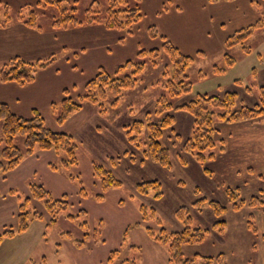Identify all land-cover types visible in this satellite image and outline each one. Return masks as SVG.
Here are the masks:
<instances>
[{
    "label": "rangeland",
    "instance_id": "1",
    "mask_svg": "<svg viewBox=\"0 0 264 264\" xmlns=\"http://www.w3.org/2000/svg\"><path fill=\"white\" fill-rule=\"evenodd\" d=\"M128 1L130 5L136 4L135 0ZM98 2L103 8L105 0H62L46 8H38L35 0H1L0 15L8 13L11 17L7 25L23 22L19 15L28 16L36 10L38 26L35 29L51 32L60 43L51 45L44 52L46 56L40 57L55 55L56 60L38 71L29 86L0 83V99L20 98L22 110L14 111L25 117L33 116L30 110L33 104L42 108L37 110L49 128L65 131L75 138L79 165L62 166L54 150H38L16 169L0 176V233L6 226L16 224L20 201L17 196L21 201L27 197L31 181L44 184L54 197L67 194L73 204L60 216L57 225L47 228V221L35 220L27 231L5 239L3 243H7L0 245V264H9L15 254L20 256L29 251L31 254L25 264H110L109 256L115 250L120 251V255L112 264L125 260L136 264H177L170 261L168 247L151 236L147 228H152L155 234L163 227L168 231L183 229L184 224L176 216L181 206L190 209L191 226L210 228L203 242L182 247L185 257L199 254L216 258L211 264H222L220 258L224 264H264V210L254 211L261 232L257 240L246 225L251 208L228 211L225 214L227 229L220 234L211 228L217 220L212 209L205 206L199 210L193 205L202 197L228 204V187H239L241 197L246 200L253 195L264 198V121L227 122L215 118L217 139L225 140L226 150L205 166L196 161L192 152L183 149L194 127V118L186 111L175 112L173 128L181 137L166 131L162 138L171 152V167L154 163L145 155L143 146L131 144L125 128L155 112L157 99L167 94L174 71V63L164 50L161 38L153 39L148 34L152 25L183 54L193 57L185 72V81L191 84L192 90L175 99V104L191 100L197 92L222 95L229 90L237 93L239 107L258 102L259 88L264 85V27L256 29L244 44L227 47L225 40L260 18L264 19V0H142L144 17L131 28L132 33L129 28L108 29L103 24L70 29L53 27V21L64 9L75 7L73 14L83 18L90 7L99 5ZM152 48H159L157 64L150 56L143 59L138 56L140 49ZM226 54L235 59L233 65H228ZM127 60L145 61L146 65L143 72L134 75L136 85L124 89L117 104L112 103V95L96 103L85 101L82 109L71 113L63 123L57 122L60 109L57 107L54 112V104L59 106L65 89H69L70 97L78 100L85 94L87 81L101 67L117 75L119 65ZM6 61L0 60V69ZM132 72L133 68L129 67L119 75H132ZM15 142L24 149V136L18 134ZM4 146L3 121L0 120V151ZM180 157L187 163L183 164ZM51 161L59 170L52 169ZM94 162L113 170L123 182L121 187L109 189L100 201L96 199L101 188L93 175ZM205 168L212 173H207ZM71 176L77 178L71 179ZM151 180L162 184L159 198L154 197V191L141 195L136 190L139 182ZM79 181L87 190L85 198L80 195ZM12 190L17 196L10 193ZM142 204L149 208L148 220L143 219ZM32 205L44 209L39 202ZM79 209H86L88 213L81 215L77 222L66 217L67 213ZM84 221L89 222L86 230L79 225ZM96 229L100 232L93 236ZM67 231L71 239L62 234ZM85 231L90 233V238L84 239ZM36 235L39 236L36 238ZM75 239H84V245L78 246ZM201 257L193 264H207Z\"/></svg>",
    "mask_w": 264,
    "mask_h": 264
},
{
    "label": "trees",
    "instance_id": "2",
    "mask_svg": "<svg viewBox=\"0 0 264 264\" xmlns=\"http://www.w3.org/2000/svg\"><path fill=\"white\" fill-rule=\"evenodd\" d=\"M61 1L35 0V4L38 8H46L49 4H58ZM135 1V5H130L128 0H105L103 8L100 4L101 2H98L99 5L90 7L83 18H79L73 14L76 9L75 7L72 10L66 8L62 11L61 16L53 21V27L70 29L80 26L103 24L108 29L124 30L129 28V32L132 33L133 30L131 28L138 25L144 17L141 7L142 0ZM19 16L26 26L31 28L38 26L36 21L38 13L36 10H32L28 16ZM10 19L11 17L8 13L0 15V27H5ZM261 27H264L263 18L229 36L225 40L226 46L232 47L236 44H244V41L249 39L256 29ZM148 34L153 39L161 38L164 50L170 55L174 63V71L172 78L169 79L170 84L167 85L169 88L167 94L157 99L155 112L148 113L145 120H136L125 128L129 142L135 144L137 147L143 146L145 155L154 163L164 167H171L172 165L170 149L163 144L162 138L166 131L176 134L174 136H177V138L181 137L176 133L175 128H173L176 119L175 112L177 114L179 111H186L194 118L193 132L185 140L183 149L187 152H192L196 157V161L203 166L207 162L216 159L219 153L226 150L225 140L217 139L218 129L214 125L215 118L227 122L256 119L264 121V85L260 86L259 99L254 105L237 106L238 95L235 91L230 90L224 92L222 95H208V93L201 94L197 92L196 96L191 100L182 104H175V99L177 100L183 94L191 92L192 90L191 84L185 81L187 78L185 72L193 62V57L183 54L166 37L161 36L156 26H150L148 28ZM158 51L159 48H152L150 50L140 49L138 56L141 59L150 56L151 61L157 64ZM55 60V55L36 60H27L21 56H15L7 60V63L0 69V82H13L19 86L27 85L36 79L38 71L51 66ZM226 60L229 66L235 63V59L228 54H226ZM145 65V61L134 62L127 60L124 64L119 65L116 72L117 75H113L106 68L101 67L99 72L87 81L85 84V94L79 97L78 100L70 97L69 89H65L59 106L54 104V112H57L56 109H60L57 112V122L63 123L71 113L82 109L83 102L85 101L96 103L107 100L109 95H112L114 97L112 103L114 105L117 104L122 91L133 88L136 85L137 80L134 75L136 76L143 72ZM129 67L133 68L132 75H119ZM247 91H250L249 87H247ZM217 109L221 110L219 111ZM153 117L157 118V120ZM0 120L3 121L5 142L4 148L0 151V176L6 175L8 172L16 169L26 157L35 154L38 150H54L60 157L62 166L79 165L77 156L78 144L73 135L65 131H54L49 128L45 122V118L37 109L33 110L32 117H25L12 110L8 103L0 101ZM18 134L24 136V149L15 142V137ZM173 134L168 137L171 138ZM180 159L183 164L187 163L181 157ZM50 164L53 170H59V166L53 163V161ZM205 171L209 174L212 173L208 168H205ZM93 175L101 188V192L96 195V199L99 201L104 198V194L109 189L119 188L123 185L122 180L117 177L114 171L105 167L104 164L94 162ZM76 178L71 176V179ZM79 185L80 195L85 198L88 195L87 190L82 181H79ZM28 186L29 194L22 201L21 197L17 196L16 191H10L11 194L16 195L20 200L18 211L16 212V224L6 226L3 229L0 233V245L5 239L12 238L19 233L27 231L31 223L35 220L47 221V228L57 225L60 216L69 211L70 207L73 206L67 194L61 197H54L44 184L36 181H31ZM136 190L141 195H149L154 191V197L159 198L162 195V184L158 180L141 181L136 185ZM199 192L200 189H197V193ZM226 194L228 204L202 197L196 200L193 205L199 210H202L205 206H209L212 209L217 220L211 228L220 234L227 229L228 222L225 214L228 211H240L246 206L251 208L246 225L248 230L257 236L258 240L261 232L259 233L254 211L255 209L264 210V198L253 195L250 199L246 200L241 197L239 187H228ZM1 195L2 192L0 191V197ZM33 202L34 204L35 202L41 203L44 209H37L36 205H32ZM140 211L143 214V219L148 220L150 217L148 206L142 204ZM87 213L88 211L86 209H79L77 212L67 213L66 217L72 222H77L81 215ZM152 214H154L153 210L151 216ZM176 216L184 224L183 229L168 231L163 227L155 234L152 228L148 227L147 231L158 242L168 247L170 261L177 264H193L201 255L197 254L193 258H187L184 255L182 247L187 244L203 242L210 233V228L191 226L193 220L190 209L186 206L179 207L176 210ZM158 223H160L159 220ZM79 225L84 230L89 228L88 221L80 222ZM99 232L96 229L93 236H97ZM62 234L67 235L71 239L70 232H63ZM262 235L264 237V233ZM88 238H90V233L85 231L84 239ZM84 239H75V243L78 246L84 245ZM254 244L255 247L257 242ZM119 255L120 251L118 250L111 252L109 263L112 264ZM201 258L207 260V264H211L216 260V258L214 260L213 257L209 256ZM220 261L224 264L221 258ZM120 264L136 263L125 260Z\"/></svg>",
    "mask_w": 264,
    "mask_h": 264
},
{
    "label": "crops",
    "instance_id": "3",
    "mask_svg": "<svg viewBox=\"0 0 264 264\" xmlns=\"http://www.w3.org/2000/svg\"><path fill=\"white\" fill-rule=\"evenodd\" d=\"M93 27L96 26L93 25ZM6 34L10 35V37H5ZM55 37L52 36L51 32L42 33L40 31H37L35 28L26 26L23 22H14L11 23L10 25H6L5 27H0V60L1 59L9 60L15 56H21L27 60H33L36 58H40L41 56H46L44 52L47 51V48H50L51 45L58 46V43H60V40H56L57 38ZM63 44L65 43L63 42ZM0 83L7 85H15V86L17 85L16 83L13 82H0ZM17 86L26 87V85L24 86L17 85ZM56 95L57 93L53 96V98H55ZM53 98H51V100ZM51 100L49 101V104ZM0 101L8 103L12 110H17V109L22 110L19 107V105L21 104L20 98L16 97L15 101H10L5 99H0ZM34 109L42 110V108L33 104L30 110H34ZM38 236L39 235H36V238ZM5 243H7V241H5L3 245ZM3 245H1V247ZM29 254H31V251L25 252L20 256L15 254L14 258L10 260L9 264H23V263L25 264L29 260L30 257Z\"/></svg>",
    "mask_w": 264,
    "mask_h": 264
}]
</instances>
